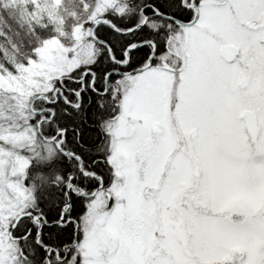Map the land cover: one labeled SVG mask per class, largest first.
<instances>
[{
    "label": "snow or ice",
    "instance_id": "snow-or-ice-1",
    "mask_svg": "<svg viewBox=\"0 0 264 264\" xmlns=\"http://www.w3.org/2000/svg\"><path fill=\"white\" fill-rule=\"evenodd\" d=\"M0 264H264V0H0Z\"/></svg>",
    "mask_w": 264,
    "mask_h": 264
}]
</instances>
